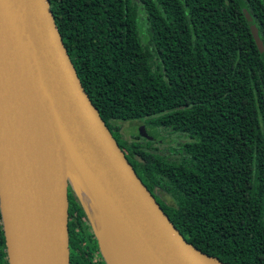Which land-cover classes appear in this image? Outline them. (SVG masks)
<instances>
[{
	"label": "trees",
	"instance_id": "trees-1",
	"mask_svg": "<svg viewBox=\"0 0 264 264\" xmlns=\"http://www.w3.org/2000/svg\"><path fill=\"white\" fill-rule=\"evenodd\" d=\"M48 1L83 89L181 236L226 264H264V0ZM134 120L182 139L165 152L120 140L114 122ZM67 197L69 264H106L70 185Z\"/></svg>",
	"mask_w": 264,
	"mask_h": 264
},
{
	"label": "water",
	"instance_id": "water-1",
	"mask_svg": "<svg viewBox=\"0 0 264 264\" xmlns=\"http://www.w3.org/2000/svg\"><path fill=\"white\" fill-rule=\"evenodd\" d=\"M245 17L261 48L257 28ZM69 185L106 264L100 234L109 225L146 264H226L191 246L139 180L83 89L49 1L0 0V211L7 264H69ZM101 221L106 225L98 232Z\"/></svg>",
	"mask_w": 264,
	"mask_h": 264
},
{
	"label": "rangeland",
	"instance_id": "rangeland-1",
	"mask_svg": "<svg viewBox=\"0 0 264 264\" xmlns=\"http://www.w3.org/2000/svg\"><path fill=\"white\" fill-rule=\"evenodd\" d=\"M115 127L118 129L119 138L122 141L130 142L135 140V138H138L141 142H152L155 139L159 142L160 145H156V147L159 146V148L164 151L166 149V145L164 143H167L165 141H169V139L174 138L175 140H181L182 138L177 137L176 134L171 135L170 137L166 135V133L163 130L155 129L151 125L148 124V120H134V121H115L114 122ZM165 133V135H164ZM170 142V141H169ZM166 151V150H165ZM164 151V152H165ZM157 195L167 204H171L170 198L160 192H157ZM103 221V220H102ZM101 221V224H97L96 222V230L99 232L100 225L104 226L106 225L104 222ZM96 261L99 259L96 257Z\"/></svg>",
	"mask_w": 264,
	"mask_h": 264
},
{
	"label": "bare ground",
	"instance_id": "bare-ground-1",
	"mask_svg": "<svg viewBox=\"0 0 264 264\" xmlns=\"http://www.w3.org/2000/svg\"><path fill=\"white\" fill-rule=\"evenodd\" d=\"M102 252L109 264H146L109 225L100 234Z\"/></svg>",
	"mask_w": 264,
	"mask_h": 264
}]
</instances>
